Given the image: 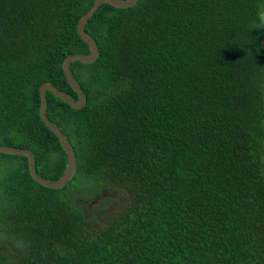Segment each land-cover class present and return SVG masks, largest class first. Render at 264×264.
<instances>
[{
  "label": "trees",
  "instance_id": "trees-1",
  "mask_svg": "<svg viewBox=\"0 0 264 264\" xmlns=\"http://www.w3.org/2000/svg\"><path fill=\"white\" fill-rule=\"evenodd\" d=\"M95 0H0V145L36 171L67 153L40 85L77 99L62 67L89 54ZM264 0L104 2L98 54L69 68L74 108L46 90L76 172L48 187L0 152V264H264ZM19 244V247H17Z\"/></svg>",
  "mask_w": 264,
  "mask_h": 264
},
{
  "label": "water",
  "instance_id": "water-1",
  "mask_svg": "<svg viewBox=\"0 0 264 264\" xmlns=\"http://www.w3.org/2000/svg\"><path fill=\"white\" fill-rule=\"evenodd\" d=\"M137 0H95L91 7L79 18L77 23V30L80 36L88 43L90 52L89 54H83V53H74L68 55L63 63L62 67L64 70V73L73 89L76 90L78 97L77 99H74L71 97V95L59 88H57L54 84H52L50 81H45L40 85V115L43 121L49 126V128L57 135L60 144L63 146L65 152L67 153V163L63 170V174L59 177L57 180H50L43 176H41L35 168V159L33 156V153L25 147H18V146H11V145H0V152L5 153H22L25 154L28 158V166L30 170V174L32 177L48 186L53 188H58L61 186H64L75 174L76 172V156L73 149V146L65 133L61 130L60 127H58L55 123L49 120L46 114V90L52 91L56 96L61 98L62 100L66 101L68 104H70L74 108L82 107L85 103V94L81 87L78 85L75 77L70 71L69 65L72 60L78 59L82 62H91L93 61L97 54H98V48L94 41V39L85 31L84 26L87 21V19L96 11V9L100 6V4L104 2L111 3L114 6L117 7H127L135 3ZM261 44L264 49V32L262 34L261 38Z\"/></svg>",
  "mask_w": 264,
  "mask_h": 264
},
{
  "label": "clouds",
  "instance_id": "clouds-1",
  "mask_svg": "<svg viewBox=\"0 0 264 264\" xmlns=\"http://www.w3.org/2000/svg\"><path fill=\"white\" fill-rule=\"evenodd\" d=\"M258 23L255 24V27L257 29H264V11H261L259 14H258ZM77 81V80H76ZM78 83V82H77ZM79 85V84H78ZM75 90V89H74ZM17 247H19V244H17Z\"/></svg>",
  "mask_w": 264,
  "mask_h": 264
},
{
  "label": "rangeland",
  "instance_id": "rangeland-1",
  "mask_svg": "<svg viewBox=\"0 0 264 264\" xmlns=\"http://www.w3.org/2000/svg\"><path fill=\"white\" fill-rule=\"evenodd\" d=\"M7 162L6 163H4V161H1L0 162V174L2 173V172H5V170L7 169Z\"/></svg>",
  "mask_w": 264,
  "mask_h": 264
}]
</instances>
